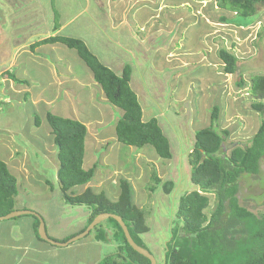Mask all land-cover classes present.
<instances>
[{
	"label": "rangeland",
	"instance_id": "rangeland-1",
	"mask_svg": "<svg viewBox=\"0 0 264 264\" xmlns=\"http://www.w3.org/2000/svg\"><path fill=\"white\" fill-rule=\"evenodd\" d=\"M140 1L137 0V3ZM144 1L148 5L144 10L149 21L143 26L137 25V30L133 31L136 35L132 32L136 41L130 51L132 64L127 62L131 68L130 85L138 93L136 96L144 110V119L155 117L162 130L168 134L172 156L170 159L160 158L151 145H144L142 148L130 146L133 149L129 151L128 145L122 144L121 148L109 151L108 161L106 162L105 158L102 163L105 146L99 145L92 153L93 148L89 146L91 143L85 139L84 166L91 153L94 157L91 163L97 169L95 176L85 184L90 187L91 192L102 195V203H115L121 192L120 181H128L132 191V203L141 210L144 223L148 226V231L141 234V238L151 253L160 257L161 244L165 245V240L170 235L174 200L193 187L188 177V153L194 143L195 131L209 124L212 105L217 103L221 108L218 120L220 128L230 130L220 153H229L235 146H245L256 132L261 119H264V112L259 113L250 105L254 100L263 99L254 97L247 90L251 77L264 75V4L258 6L260 12L257 10L251 16H240L218 9L214 0ZM106 2H109V8L102 11L105 15L120 21L127 19L131 10L129 0ZM11 4L14 5L11 0H0V7L5 6L8 12ZM146 11L150 14L147 15ZM119 13L120 18L116 17ZM221 13L229 16V23L217 21L216 17ZM2 31L4 32L0 29V64L11 45L9 33L6 32V36ZM259 34L262 35L261 39ZM95 39L100 40L101 37ZM220 47L229 49L237 56L236 73L223 72V63L217 55ZM81 64L85 70H89L83 62ZM26 71L22 77L23 84L19 83L18 87L16 82L8 83V79L2 78L6 74L0 71V159L6 158V162L10 160L7 163L11 169L17 171L15 175H23L30 160L34 167L29 169L30 172L37 169L43 178L52 182L48 184L49 193H52L51 200L46 195L41 197L38 193L33 197L30 195L24 208L41 216L47 233L75 232L85 226L89 206L72 205L63 200V193L61 195L58 191L56 165L46 162L50 159L54 161L55 155L50 157L45 154V161L34 146L26 144L31 142L27 140V136L22 139L23 134H29L37 143L47 145V149H51L49 140L52 134L44 118L45 111L49 110L67 118H73V111L71 106L69 107V99L67 101L61 98L63 103L54 104L47 109L42 103L39 104L37 97H34L36 90L32 87H36L41 81L35 82L33 78L34 66L26 68ZM240 74L246 81L245 86L238 88L235 81ZM29 77H32V80ZM20 86L24 87L19 88ZM28 88L32 91L29 89L24 92ZM91 88L93 85L87 86L86 91L91 92ZM95 89L91 99H84L81 94L84 104L77 100L79 104L74 106L75 115L79 116L80 113L79 118L85 123L88 121V126H85L89 127L91 133H95L96 117L100 114L102 118L117 119L119 112H122L118 108L115 109L114 105L103 102V95ZM62 90L63 88L60 89ZM260 90L264 93V88ZM27 93L31 95L30 98ZM7 96L10 98L9 103L3 100ZM35 115L40 117L38 126L34 125ZM115 121L98 125L97 131L103 133L113 129ZM22 147L27 149L29 160H25L26 153L23 155L25 150ZM98 171L105 177L110 176L108 184H101L103 179ZM154 176L160 179L158 184L155 183ZM34 177L39 179V175ZM166 180L174 183L170 193H165L161 187ZM79 187L76 185L67 189V195L81 192ZM208 196L210 202L205 209L207 214L214 205L213 195ZM237 198L241 206L253 213L260 215L264 212V155L260 159L257 174L248 173L239 178ZM29 216L34 221L33 216ZM101 223L105 226L106 220ZM76 243L81 244L80 248L69 250L65 260L67 264H95L106 255L114 253L117 248V242L112 239L96 240L94 231L71 244Z\"/></svg>",
	"mask_w": 264,
	"mask_h": 264
},
{
	"label": "trees",
	"instance_id": "trees-1",
	"mask_svg": "<svg viewBox=\"0 0 264 264\" xmlns=\"http://www.w3.org/2000/svg\"><path fill=\"white\" fill-rule=\"evenodd\" d=\"M214 3L225 12L251 16L259 11L258 6L264 4V0H214ZM228 17L221 13L216 19L221 23H229ZM258 37L261 39L262 35ZM53 41H61L76 50L91 70L106 99L122 111V116L115 124L117 140L134 147L151 145L160 158L170 159L172 154L168 134L162 130L155 117L148 120L142 118V106L129 84L130 66H124L121 73L116 74L82 40L64 36L43 40ZM217 55L223 63L225 74L236 73L238 58L233 52L220 47ZM245 81L240 74L235 84L240 88L245 86ZM261 88H264V75L251 77L247 90L263 100H254L250 105L259 113L264 112V93ZM220 111L219 104H213L209 124L194 133V143L188 153V177L193 187L174 200L170 235L165 245L161 244L162 254L156 257L157 264H264V212L260 215L253 213L241 206L237 198L239 178L244 174L259 172L260 159L264 155V119H261L256 132L245 146H235L229 153H220L230 133L229 129H222L218 124ZM44 118L51 130L52 143L57 148V177L66 201L72 205L89 206L87 222L82 230L98 213H114L122 217L135 243L147 248L141 234L148 231V226L144 223L141 210L132 203L128 181H120L121 192L115 203H102V195L90 189L78 195L65 193L73 186L87 183L94 173V167H82L86 126L81 121L50 111L45 112ZM39 123L40 117L35 115L34 125L38 126ZM153 178L155 183L160 182L158 177ZM173 186V181L166 180L161 187L165 193H170ZM16 194V179L9 172L6 162L0 159V216L14 210ZM209 194L214 197V205L207 214L205 209L210 202ZM33 218V230L39 238V221ZM105 220V226L100 222L89 233L94 231V238L99 241L114 240L117 248L95 264H150L146 257L132 249L113 218Z\"/></svg>",
	"mask_w": 264,
	"mask_h": 264
},
{
	"label": "crops",
	"instance_id": "crops-1",
	"mask_svg": "<svg viewBox=\"0 0 264 264\" xmlns=\"http://www.w3.org/2000/svg\"><path fill=\"white\" fill-rule=\"evenodd\" d=\"M105 2L106 0H11V3L14 5L11 4L9 12L5 9V6L2 8L0 7V24L2 27L0 29L4 30V32H2L5 33V35L6 32H8L11 40L9 43L11 45L6 50L8 53L3 57L5 59L2 60L0 64V71L6 74V76H2V78L5 77V79H8V83L12 81V83L16 82L18 87L19 83L23 84L22 77L24 73H27L26 68L30 69L34 66L35 75L33 78L35 82L41 81L39 85L32 87L36 90L34 97H37L38 103H42L47 109L54 104L63 103L60 101L61 98L67 101L69 99V107L71 106L70 109L73 111L72 119L85 123L83 119H80V113L79 116L77 114L75 115L76 110H74V106L79 104L77 100H80L81 104H84L81 94L84 96V99L86 97L91 99L92 95L96 92L95 88H97L99 93L103 95L101 100L106 103L110 102L106 99L99 84L94 80L91 70L80 59L74 48L66 46L61 41L43 42V40L52 36L78 38L85 43L87 48L102 63L116 74H120L123 67L129 66V63L133 60L130 51L136 39L132 36V32L137 30L138 26H143V24L149 21V17L147 18L145 16L144 10L148 5L145 4L146 1L144 0H141L139 2L140 4L137 3V0H129L128 5L131 6V10L128 12L127 19L120 21V19L110 17L102 12L104 8H109L107 7L109 6V2H106V4ZM146 14L149 15L150 12L148 13L146 11ZM119 15L120 13L117 14L116 17ZM133 34L136 35L134 32ZM99 36L101 37L100 40L95 39ZM81 62H83L89 70H85ZM13 69L15 71H13ZM131 78L130 74V80ZM29 79L32 80V77H29ZM89 85H93L91 92L86 91ZM78 86L81 88H78ZM23 87L24 86H20L19 88ZM130 87L132 88L131 85ZM61 88H63L62 91H60ZM29 89L30 88L24 90V92L29 91ZM133 91L138 95L134 89ZM27 96L29 98L31 97L29 94ZM8 99H10L8 96L3 98L4 101H7L5 103H9L10 100ZM137 99H139L138 96ZM115 109H117V107H115ZM108 110L110 109L108 108ZM79 111H81V109ZM121 116L122 112H119L117 119H112L111 117L102 118V114H100L99 117H96L97 123L94 127L96 128L94 130L95 133L89 131L90 129L87 127L88 121H86L84 124L87 125L84 138V153L86 151L85 139L90 141L91 144L89 146L93 148L92 153L95 148H99V145L105 146V152L101 162L104 163L105 158L107 162L109 151H113L115 148L119 149L123 144L117 140L115 134V124ZM142 118L143 120L151 118L144 119L143 108ZM113 120H116L113 123V129H109V131L106 130V132L104 131L103 133L97 131L98 125ZM25 136H27V140H31V142H26V144L34 146L35 150L40 153V156L43 157L45 161V154L50 157L52 154L55 155L54 161L50 159L46 162H50L52 165L55 164L57 172L58 162H55L57 160V148L52 143V137L49 140L51 149H47V145L37 143L35 139H32L33 136L31 137L29 134H23L22 139H24ZM22 148L24 149V147ZM131 148L130 146L127 147L129 151H131ZM24 150L23 155L26 153L27 158H25V160H29L27 149ZM147 154H149V152ZM93 158V155L90 153L85 164L86 166H84L83 155L82 162V167L84 169L94 167L92 177L95 176L97 170L94 164L91 163L94 160ZM2 160L5 161L6 158H2ZM88 160L92 166L90 164L88 165ZM9 161L10 160L7 162ZM7 162V168L15 177L17 185V194L14 197V210L26 208L25 204L30 198V195L33 197V195L37 193L41 197L46 195L47 198L51 200L52 193H49L50 188H48V184L52 182L43 178L42 175L38 173L37 169L30 172L29 169L31 167L34 168L30 160L29 164L26 165V171L23 173L22 170H20L23 175H19V173L15 175L17 171L14 168L11 169ZM113 173H115V171ZM98 174H101L100 177L103 179L101 184H108L110 176L105 177L100 171H98ZM120 174L124 175L121 172ZM36 175H39V179L34 177ZM56 179L58 182L57 185L59 186L58 191H60L62 195L63 192L60 188L61 184L57 176ZM86 184L79 185L81 192L72 195H78L83 193L86 189H90ZM66 194H68V190H66ZM21 199L22 201H19ZM64 199L65 198H63V200ZM86 213L88 216L89 212ZM17 217L18 218L14 217L16 218L14 220L8 219L0 221V264H64L68 253L73 248H80L79 246L81 244L78 243L75 245L70 243L71 245L69 244L66 247L53 246L36 236L33 230V219L31 216ZM82 228L75 232L71 231L68 233L65 231L59 233L56 231L52 233L50 231L51 233L47 234L51 239L62 241L66 237L79 233Z\"/></svg>",
	"mask_w": 264,
	"mask_h": 264
},
{
	"label": "water",
	"instance_id": "water-1",
	"mask_svg": "<svg viewBox=\"0 0 264 264\" xmlns=\"http://www.w3.org/2000/svg\"><path fill=\"white\" fill-rule=\"evenodd\" d=\"M21 215H32V216L38 218L39 224L37 227V233H38L39 238L50 243V244H52V245H55V246H67L70 243L77 241L78 239L87 235L89 233V231L92 230L93 227L96 226L97 224H99L100 222L104 221L107 218H113L121 227V229L124 233V237H125L126 241L128 242V244L132 247V249H134L136 252H138L142 256L146 257L149 260L150 264H157L156 257L151 253V251L148 248H144V247L135 243V241L132 239V237L128 231V228L125 225L122 217L117 215V214L110 213V212L98 213L92 219V221L85 227L84 230H82L81 232L77 233L76 235L70 237L66 241H56L54 239H51L46 232L45 224H44L41 216L39 214H37L36 212L31 211V210H27V209L12 210L9 213L0 216V221L8 220V219H11V218H14L17 216H21Z\"/></svg>",
	"mask_w": 264,
	"mask_h": 264
},
{
	"label": "bare ground",
	"instance_id": "bare-ground-1",
	"mask_svg": "<svg viewBox=\"0 0 264 264\" xmlns=\"http://www.w3.org/2000/svg\"><path fill=\"white\" fill-rule=\"evenodd\" d=\"M136 72V71H135Z\"/></svg>",
	"mask_w": 264,
	"mask_h": 264
}]
</instances>
